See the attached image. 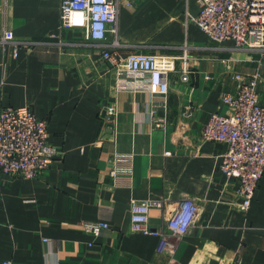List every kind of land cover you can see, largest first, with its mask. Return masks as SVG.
<instances>
[{
  "label": "crops",
  "instance_id": "0c3cea01",
  "mask_svg": "<svg viewBox=\"0 0 264 264\" xmlns=\"http://www.w3.org/2000/svg\"><path fill=\"white\" fill-rule=\"evenodd\" d=\"M59 6L60 0H0V34L9 29L22 43L15 58L3 54L0 106H30L46 119L48 141L63 151L35 178L0 175V262L230 264L238 257L264 264V173L241 211L237 181L218 169L226 146L200 138L210 113L230 112L220 95L235 88L231 72L258 71L264 79V55L210 41L191 20L197 0H140L119 9L117 49L156 54L168 92L163 98L116 91L102 48L82 29H62ZM258 93L264 103L262 84ZM108 104L117 114L106 123ZM113 153L133 155L130 186L112 185ZM150 197L165 199L166 210L185 197L201 207L173 248L162 250L156 236L130 229V201ZM86 220L109 227L93 235L81 226ZM162 220V210H149L150 226Z\"/></svg>",
  "mask_w": 264,
  "mask_h": 264
},
{
  "label": "built area",
  "instance_id": "2783aa9c",
  "mask_svg": "<svg viewBox=\"0 0 264 264\" xmlns=\"http://www.w3.org/2000/svg\"><path fill=\"white\" fill-rule=\"evenodd\" d=\"M140 0H60L59 25L62 29H82L87 42L102 48L101 58L115 70V90L146 92L165 98L168 92L166 71L157 65L158 56L143 51L121 54L117 47L118 13L121 6L132 7ZM198 13L191 18L208 39L215 44L230 41L232 49L264 54V0H197ZM26 44V43H24ZM22 45L13 39L9 29L0 34V67L3 54L10 51L17 56ZM187 46L183 45L182 60H187ZM187 66L182 67V80H187ZM233 91L222 92L221 102L230 107L229 113L213 111L200 131V138L223 143L218 169L237 181L240 200L237 208L246 211L251 203L259 179L264 173V103L259 99L258 87L264 79L258 71L247 74L232 71ZM102 121L112 122L116 107L103 108ZM156 125L159 123L156 122ZM63 151L48 141L47 121L38 118L30 106H0V175L26 179L35 178ZM109 175L112 185L130 186L133 155L113 153ZM163 198L132 199L129 203L130 229L156 236L162 250L173 248L188 228L197 220L201 207L195 199H180L166 210ZM150 209L163 211L160 226L148 223ZM82 228L98 235L109 227L108 222L86 220ZM46 241L47 239H43ZM0 264H11L2 260ZM230 264H241L238 257Z\"/></svg>",
  "mask_w": 264,
  "mask_h": 264
},
{
  "label": "rangeland",
  "instance_id": "374dc122",
  "mask_svg": "<svg viewBox=\"0 0 264 264\" xmlns=\"http://www.w3.org/2000/svg\"><path fill=\"white\" fill-rule=\"evenodd\" d=\"M264 55V54H263Z\"/></svg>",
  "mask_w": 264,
  "mask_h": 264
}]
</instances>
